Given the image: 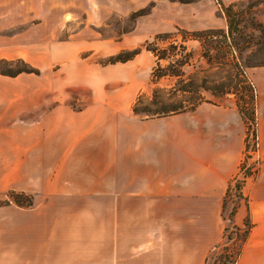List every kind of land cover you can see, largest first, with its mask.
I'll list each match as a JSON object with an SVG mask.
<instances>
[{
	"label": "crops",
	"instance_id": "1",
	"mask_svg": "<svg viewBox=\"0 0 264 264\" xmlns=\"http://www.w3.org/2000/svg\"><path fill=\"white\" fill-rule=\"evenodd\" d=\"M10 1L0 0L1 19L9 28L32 26L0 36V60L64 65V74L47 84L40 75L19 74L13 82L23 84L19 92L32 96V105L0 112V196L14 191L32 201L15 206L14 233L0 232V264H207L221 241L216 219L223 220L224 195L245 149L238 109L203 102L141 119L131 113L140 94L135 98L137 58L106 69L84 62L72 84L75 41L58 40L71 14L59 7L39 13L24 0L11 10ZM197 18L195 29L211 28ZM251 76L264 141V68ZM263 169L252 202L245 195L256 231L235 264H264ZM12 211L0 207L1 216Z\"/></svg>",
	"mask_w": 264,
	"mask_h": 264
},
{
	"label": "rangeland",
	"instance_id": "2",
	"mask_svg": "<svg viewBox=\"0 0 264 264\" xmlns=\"http://www.w3.org/2000/svg\"><path fill=\"white\" fill-rule=\"evenodd\" d=\"M221 3L222 6L217 3V0H47V2L24 0L23 5L26 9H34L39 13L45 12V9L66 8L64 11L71 14L67 17H71V20L64 23L58 40H67L72 36V41H75L72 51H74L73 56L78 60L70 66L73 68L70 75L72 84L79 80L84 62L106 69L107 66L130 63L137 58L136 67L139 78L135 98L140 93L139 109L146 107L149 110L146 114L141 112L138 116L143 117L144 114L151 115L161 108L186 106L197 98L217 106L237 108V102L242 106L245 105L248 98L246 91L248 85L255 90L252 71L256 68H264V66L247 67L264 62V0H221ZM7 6L11 10H18L19 2L12 0ZM224 7L232 8L230 17L225 14ZM88 13L91 17L90 21H87ZM196 17L204 26L211 27L206 30L213 31H227V25L231 21L233 31L231 44L215 32L214 34L204 33L201 38L191 36L193 32L205 31L195 29ZM40 20L36 18L33 22L37 24ZM48 20L50 23L54 22L53 18ZM29 26L32 24L24 22L9 28V21L0 17V36H12ZM161 34L168 35L155 39L156 35ZM76 42L80 43L76 44ZM145 42L156 49L157 55L163 59L157 61L152 53L146 51L143 47ZM229 45L233 47V50ZM138 48L141 50L132 60L107 64L119 53H127ZM157 62L159 69H167L169 64L175 62L183 63V66L179 68L181 76L179 78L165 76L155 80L152 73ZM21 69L35 73L22 72L20 75H29L34 79H38L36 76L40 75L41 81L46 84L47 77L55 74L62 79L64 74V65L37 67L22 59L0 60L1 71ZM240 70H243L244 77ZM108 74L111 73L108 72ZM18 75L0 74V112L32 105L33 97L30 95L29 98L23 97L19 92L23 90V84L13 82ZM27 84L31 86L33 82L27 81ZM183 85H188L187 92L181 91ZM71 89L74 90L75 87L72 86ZM153 91H156L157 104L151 102ZM229 91H236V93L232 94ZM136 99H134L135 102ZM70 104L74 109L80 108L79 103L71 102ZM249 128L247 132L245 131V149L238 171L230 182L241 183L243 197L238 198L237 191L233 189L226 208L220 211L219 214L222 215L223 220L220 216L216 219L215 232L216 234L220 232L222 237L211 251L207 264L223 262L228 264L227 254H234L237 248L241 250L246 239L241 241L242 236L245 235L244 232L249 230L251 234L256 231L255 212L251 203L248 205L246 196L252 202L251 197L258 187L256 185L259 182L258 174L264 164L263 149L261 151V142L264 141L258 139L257 116L256 124L250 125ZM11 192L14 191H8L0 196L1 208L5 206L13 208V211L5 216L0 214V232H15L14 209L17 205L11 199ZM28 198L27 195H23L18 199L25 203ZM235 206L237 209L231 218L230 213ZM6 216L7 220H5ZM208 219L210 220V217ZM247 223L251 224L250 229ZM226 227L227 232H225ZM227 236L230 237L229 240L226 239ZM262 244L264 252V243Z\"/></svg>",
	"mask_w": 264,
	"mask_h": 264
},
{
	"label": "trees",
	"instance_id": "3",
	"mask_svg": "<svg viewBox=\"0 0 264 264\" xmlns=\"http://www.w3.org/2000/svg\"><path fill=\"white\" fill-rule=\"evenodd\" d=\"M217 3L219 5L222 6V3H221V0H217ZM224 10H225V14H227L228 17H230V13L232 11V8L231 7H224ZM228 24V23H227ZM231 21H229V24L227 25V31H223V30H218V31H213V30H205V31H201V32H193L191 33V36H193L194 38H201V35L204 34V33H211L214 34H220L222 35V37L224 38L225 41L229 42V44H231L232 40H233V31H232V27H231ZM168 34H161V35H156L155 36V39H158L160 37H167ZM144 49L150 53H152L156 58H157V61H160L163 59V57H159L157 55V51L156 49H154L153 47H151L148 42H145L144 45H143ZM229 47L233 50V47L231 45H229ZM140 48L138 49H134L132 51H129L127 53H119L115 58L113 59H110L107 64H114V63H125L127 61H130L133 59V57H135L137 54H139L140 52ZM3 63H6L7 62H3ZM183 66V63H179V62H175V63H172V64H169V66L167 67V69H159L158 67V62L156 64V67L154 68L153 70V78L155 80H158L160 78H163L165 76H173V77H177L179 78L181 76V73L179 71V68H181ZM256 66H264V62L262 63H257V64H254V65H248L247 67H256ZM242 73H243V77H244V72L243 70H240ZM22 72H25V73H33L34 71H31V70H27V69H21V70H16V71H1L0 70V74L1 75H6V76H15L17 74H20ZM35 73V72H34ZM241 73V74H242ZM245 80H243L244 82ZM181 82V81H180ZM249 83V82H248ZM247 83V84H248ZM180 84V83H179ZM183 84V83H181ZM188 85H183L181 87V91L183 92H187L188 88H187ZM237 91V89H235ZM236 91H229L230 93L232 94H235ZM247 100L245 102V105L242 106L240 105L238 102L236 103V107L239 111V113L241 114V117L243 119V121L245 122V125H246V132L250 129L249 126L252 125L254 126L256 124V114H255V107H256V93H255V90L254 88L251 86V85H248L247 89ZM195 92H197V90H195ZM229 92H223V93H229ZM156 91H153V94H152V99H151V102L153 104H157V100H156ZM196 99V98H195ZM141 102V95H139L136 99V102L135 104L133 105L132 107V113L136 116H139L140 113H145L146 112H149V110L145 107L144 109H139V104ZM204 102L203 100H201V98H197L195 101L191 102L190 104L186 105V106H183V105H180V106H172V107H169V108H161L159 110H156L154 111L151 115H145L143 117H140L141 119H151V118H160V117H165V116H169V115H175V114H180V113H183V112H187V111H192L196 108L197 105H199L200 103ZM229 184L227 190H226V193H225V196H224V199H223V209L226 208V205H227V201L231 198L230 196L232 195V191L233 189H235L237 191V197L238 198H242L243 195L241 193V183L236 181ZM24 194H19V193H15V192H11L10 196H11V199L12 201L15 203V205L17 206H30L32 204V201H31V198L29 197L28 199H26V202H21L18 198L21 196H23ZM237 209V206L233 207L231 213H230V217L232 218V216L234 215L235 211ZM247 226L248 228L250 229L251 228V224L250 223H247ZM228 228L226 227L225 228V232H227ZM245 235L242 236L241 238V241L244 240L246 238V235H248L249 233V230L245 231L244 232ZM227 240L230 239V237H226ZM240 249V248H239ZM237 248L236 252L232 255H230L229 253L227 254V260H229V263L228 264H235V261L237 259V256L239 255V250ZM221 264H227L225 262L221 263Z\"/></svg>",
	"mask_w": 264,
	"mask_h": 264
}]
</instances>
